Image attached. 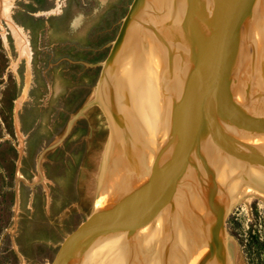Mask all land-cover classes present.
Here are the masks:
<instances>
[{
  "label": "rangeland",
  "instance_id": "1",
  "mask_svg": "<svg viewBox=\"0 0 264 264\" xmlns=\"http://www.w3.org/2000/svg\"><path fill=\"white\" fill-rule=\"evenodd\" d=\"M132 2L0 0V264H52L96 213L90 182L119 123L97 93ZM118 189L104 184L101 203ZM224 233L242 264H264V199L236 203Z\"/></svg>",
  "mask_w": 264,
  "mask_h": 264
},
{
  "label": "bare ground",
  "instance_id": "2",
  "mask_svg": "<svg viewBox=\"0 0 264 264\" xmlns=\"http://www.w3.org/2000/svg\"><path fill=\"white\" fill-rule=\"evenodd\" d=\"M257 1L258 43L246 58L240 86L231 100L234 113L249 123L264 115V69L259 57L264 53V0ZM174 2L156 0L149 7L139 30L130 35L118 67L109 71L97 93L110 99L103 105L119 118L106 148L102 146L105 151L97 158L98 170L90 182L99 214H119L146 192L195 105L196 89L209 76L205 73L210 66L205 49L210 42L207 24L195 14L190 16L187 24L196 35L190 36L181 28ZM2 14L8 19L6 5ZM13 28L20 52L27 56L24 37ZM241 150L228 139L219 152L205 158L186 177L181 189L182 215L191 229L215 236L217 220L208 212L213 198L223 210L247 197L264 199V158ZM127 177L131 182L128 190ZM110 181L117 183L119 193H112L108 202L101 203L104 193L98 189ZM173 206L120 248L110 252L109 240L96 247L97 243L90 242L93 248H76L68 264H202L206 249L180 231ZM220 248V264H242L234 241L225 233Z\"/></svg>",
  "mask_w": 264,
  "mask_h": 264
},
{
  "label": "water",
  "instance_id": "3",
  "mask_svg": "<svg viewBox=\"0 0 264 264\" xmlns=\"http://www.w3.org/2000/svg\"><path fill=\"white\" fill-rule=\"evenodd\" d=\"M155 2L156 0H133L103 65L99 90L102 89L106 76L118 67L130 35L139 30L144 13ZM174 3L180 13L181 28L190 36H196L193 28L187 24L190 16L195 14L203 24H207L210 42L205 44V49L208 51L210 66L205 69V73L209 76L198 87L199 90L196 89L195 105L181 127L170 154L146 192L119 214L96 212L89 217L66 237L52 264H68L76 248H93L94 245L100 246L105 240L110 241L108 251L116 250L155 223L172 205L180 231L191 240L204 245L207 253L202 264L221 263L220 240L225 232L227 214L235 204L223 210L217 198L211 200L208 212L217 220L215 236H211L208 232L193 230L186 224L182 215L184 201L181 189L188 174L196 171L205 158L219 152L228 139L237 150L240 148L241 151H252L256 156L264 158V115L249 123L236 115L235 109L231 107L234 92L240 86L246 58L249 53H253V44L257 46L258 43L255 29L258 1L175 0ZM262 54L259 57L263 60L261 67L264 69V53ZM108 113L110 117L109 110Z\"/></svg>",
  "mask_w": 264,
  "mask_h": 264
}]
</instances>
